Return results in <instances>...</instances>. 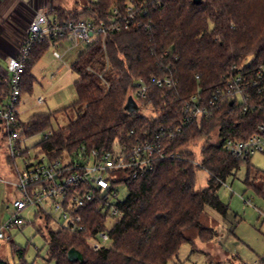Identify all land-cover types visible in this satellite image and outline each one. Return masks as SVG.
<instances>
[{"label": "trees", "instance_id": "1", "mask_svg": "<svg viewBox=\"0 0 264 264\" xmlns=\"http://www.w3.org/2000/svg\"><path fill=\"white\" fill-rule=\"evenodd\" d=\"M130 4L141 28L109 33L104 48L100 41L88 45L71 65L78 76L76 100L56 112L33 114L25 123L19 122L20 142L49 131V137L37 146L41 157L54 161L75 156L81 147L86 152H113L119 145L150 141L160 129L181 126L179 134L162 139L164 149L181 158L157 161L152 171L134 180L119 175L127 189L126 198L118 203L122 217L108 228L105 202L88 203L78 211L86 231H48V262L80 264L67 259V252L74 248L82 254L81 264H169L183 243L194 246V239L204 243L215 239L218 232L206 225V209L227 216L228 206L218 190L242 163L249 162L231 156L223 143L247 139L264 122L261 114L243 116L224 102L211 118L182 126V108L191 95L200 90L208 99L233 67L250 61L247 68L252 73L264 63V0H201L197 5L192 0H81L78 9L53 8L52 21L109 23L115 17L114 8L124 17ZM52 41L34 43L21 77V94L32 92V66ZM169 74L175 79L172 88L151 85L144 98H132L137 109L126 110L136 81ZM7 93L8 87L0 85V94L6 98ZM68 112L74 118L65 127L51 129L56 114ZM0 139L5 140L1 127ZM199 142L200 168L208 178L206 187L196 190L197 166L191 147ZM27 154L24 151L21 157ZM6 160L14 164L15 159L6 154ZM245 183L255 189L249 176ZM99 231L107 233L109 241L93 251L85 239ZM11 252L18 264H28L23 249L11 247ZM0 264L9 263L1 259Z\"/></svg>", "mask_w": 264, "mask_h": 264}, {"label": "built area", "instance_id": "2", "mask_svg": "<svg viewBox=\"0 0 264 264\" xmlns=\"http://www.w3.org/2000/svg\"><path fill=\"white\" fill-rule=\"evenodd\" d=\"M133 14L134 7L130 4L124 17L117 8H114L115 17H112L109 23L93 24L85 20L57 23L49 21L41 12L34 15L17 54L8 59L6 75L2 81V84L8 87V93L5 98L7 103L0 107V127L5 135L11 159L21 157L22 153L18 147L20 135L17 107L21 97V77L34 43L43 39L67 38L73 45H90L100 41L104 48L109 33L121 29L130 30L133 27L141 28V24L135 21ZM53 55L56 59H61L57 51ZM249 63L250 61H246L240 67H233L226 72L221 77L220 86L208 99L203 98L200 90L191 95L182 108V126L211 118L224 102H227L231 109L239 110L243 116L251 113L264 116V63L252 73H249L247 68ZM99 77H102V74ZM151 85L172 88L175 79L171 74L161 78L154 76L148 81L140 79L135 82L136 91L132 98L134 100L144 98ZM252 90H255V93ZM36 102L37 105H41L43 98L39 96ZM181 128L180 126L176 129H160V133L150 141H136L130 147L119 145L113 152L97 150L86 152L81 147L73 158L68 155L48 161L41 157L36 162H31L23 157L24 168L17 173L14 181L0 178V183L13 186L19 193L12 202V214L0 225V240L5 239V232L14 228L21 229L25 225V220L20 215L29 207H38L37 214L44 213L46 218L51 219L43 209L47 199L54 203V212L58 214L57 220L62 221L60 230L67 233L86 231L78 211L97 199L105 202L108 222L120 219L122 213L118 208L120 202L118 194L124 184L119 175L126 174L130 180H134L152 171L157 161L180 159L179 153L164 149L162 139L165 135L172 138L179 134ZM130 134H133V131ZM48 137L49 133L44 135L45 139ZM223 149L240 161H248L256 154L264 155V122L260 123L256 131L245 140L226 139ZM85 241L91 250L98 251L107 245L109 236L99 231ZM252 264H264V259H258Z\"/></svg>", "mask_w": 264, "mask_h": 264}, {"label": "rangeland", "instance_id": "3", "mask_svg": "<svg viewBox=\"0 0 264 264\" xmlns=\"http://www.w3.org/2000/svg\"><path fill=\"white\" fill-rule=\"evenodd\" d=\"M65 10L78 9L81 0H54ZM63 43V45H61ZM57 44L54 50L62 54L61 60L52 56L53 48H48L43 56L32 66L31 75L36 77L37 86L31 93H23L17 111L23 110V123L33 114L48 113L66 107L76 100L74 82L78 79L76 73L68 71L71 60L77 51H83L88 45H70L67 42ZM70 57V61H67ZM57 72L51 78L52 72ZM59 72V73H58ZM45 78V79H43ZM41 92L46 98V105L38 107L36 100ZM7 103L3 99L2 105ZM1 106V103H0ZM74 114H56L51 120V129L65 127ZM49 133L46 131L22 139L21 152L27 151V159L36 162L41 158L38 143ZM202 142L194 144L191 151L196 164V190L206 187L208 174L200 168ZM8 154L6 140L0 139V178L14 181L17 173L24 168L23 157H17L14 164L6 160ZM74 156L72 155L71 158ZM259 190V194L252 186H247L246 178ZM19 193L11 185L0 183V225L7 221L12 214V202ZM127 196V189L122 188L118 200L123 201ZM220 200L228 206L226 217L206 209V225L214 227L218 236L208 243L194 239V246L183 243L177 257L169 264H252L258 259H264V155H254L247 164L242 163L234 175L229 176L218 190ZM54 203L47 199L43 204L44 211L51 217L46 218L42 213L37 216L38 207H29L21 212L25 225L21 229H11L5 232V239L0 240V260L4 259L9 264H18L19 259L12 256L11 247L24 250V259L28 264H55L48 262L45 237L48 231L59 230L61 220L54 212ZM57 220V221H56ZM113 226L112 221L108 228ZM42 231L41 232H39ZM9 238V241L6 240ZM11 245V246H10ZM194 248V249H193Z\"/></svg>", "mask_w": 264, "mask_h": 264}, {"label": "crops", "instance_id": "4", "mask_svg": "<svg viewBox=\"0 0 264 264\" xmlns=\"http://www.w3.org/2000/svg\"><path fill=\"white\" fill-rule=\"evenodd\" d=\"M58 7L62 8L58 2L54 3V0H0V85H2L3 77L6 75V71L8 67V59L14 57L17 54L21 41L23 40L26 29L28 27V24L30 23L34 15L36 13L41 12L46 15L49 21H52L54 16L51 14V11L53 8H58ZM58 42L59 43L67 42L70 45H73L71 41L67 38L54 39L49 46V48H53L52 56L54 59L56 58L54 57L53 53L57 51L54 50V48L57 46ZM61 45H63V43H61ZM83 51H77L76 54H74L75 58L73 59L71 58L72 60L70 59V57H67L66 59L67 61L70 60L72 61L70 63V67L68 68L69 72L71 73L73 72L71 69V65L72 63H74L78 55ZM59 54L61 55V59H62V54L61 53ZM61 59H56V60H61ZM56 75L57 72L53 71L51 74V78H54ZM33 80L34 83L32 89L36 88L37 86L36 77H33ZM38 93L39 96L43 98V103L41 105H37L36 102V105L38 107L46 105L47 102L46 98L41 92ZM22 95L23 93L21 94L19 105L22 100ZM3 99H5V97L0 94L1 106L3 103ZM62 108L63 107H61L60 109ZM52 112H48V113H52ZM22 118H23V110L19 112V116H18V120L20 123H23ZM23 143L24 141H21L20 145H23Z\"/></svg>", "mask_w": 264, "mask_h": 264}, {"label": "water", "instance_id": "5", "mask_svg": "<svg viewBox=\"0 0 264 264\" xmlns=\"http://www.w3.org/2000/svg\"><path fill=\"white\" fill-rule=\"evenodd\" d=\"M200 1L201 0H192L194 5L199 4ZM125 108L129 112H133V111H135L137 109V106H136L135 102L133 101L132 97H129L127 99V103L125 105ZM67 259L70 262H79L80 264L83 261L82 254L79 251H77L76 249H74V248H71L67 252Z\"/></svg>", "mask_w": 264, "mask_h": 264}]
</instances>
